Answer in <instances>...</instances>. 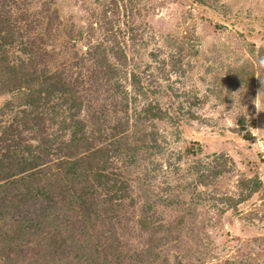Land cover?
I'll list each match as a JSON object with an SVG mask.
<instances>
[{"label":"rangeland","instance_id":"obj_1","mask_svg":"<svg viewBox=\"0 0 264 264\" xmlns=\"http://www.w3.org/2000/svg\"><path fill=\"white\" fill-rule=\"evenodd\" d=\"M203 1L16 0L19 4L11 10V4L0 10L30 30L36 46L44 43L48 53L43 65L64 71L65 80L86 81L85 58L99 46L122 52L108 57L117 67L119 86L101 80L92 89L99 103H116L119 117L126 118L125 133L109 130L107 136L117 146L126 138L127 147L111 152L109 160L108 171L117 173L119 182L99 179L95 184L132 185L133 193L120 201L128 208L134 205L120 213L130 228H119L115 242L136 259L137 251L148 248L160 256L154 263L146 256L144 263L128 259L127 264H264V111L253 104L260 89L264 104V0ZM135 28L143 33L144 47L131 41ZM10 56L28 59L18 44ZM176 60L182 63V75L171 71ZM162 61L170 79L162 85L165 96H155L144 74L157 76ZM237 68L247 79L236 77ZM116 85L127 96L120 103L114 101ZM175 89L196 99L185 93L177 97ZM233 99V112L227 113ZM10 101L11 95L0 96V139L31 110L25 103L7 110ZM149 102L168 117L139 122ZM236 111L244 115L234 120ZM195 149V155L187 152ZM46 166L47 173L39 174L41 187L60 184L53 163ZM12 172L0 185L11 187L19 177ZM170 200L182 204L169 207ZM158 217L160 224L183 226L171 235L167 229L154 235L151 222L159 226Z\"/></svg>","mask_w":264,"mask_h":264},{"label":"trees","instance_id":"obj_2","mask_svg":"<svg viewBox=\"0 0 264 264\" xmlns=\"http://www.w3.org/2000/svg\"><path fill=\"white\" fill-rule=\"evenodd\" d=\"M15 1L0 0V10L10 4L11 10L14 3L19 4ZM199 2L204 4L203 0ZM132 4H129L130 12ZM29 33L30 30L20 28L13 21L12 15L0 14V96H12V101L5 105L7 110H14L9 105L23 103L31 109L25 117L13 122L0 139V181L10 176L12 170L19 174L11 187L0 185V264H127L128 259L130 262L138 259L141 263L144 257L152 256L150 248L143 249L142 253L137 251L136 259L134 254L122 253V247L115 242L119 228H130V221L123 224L120 213L134 205L129 208L126 205V209L120 201L133 193L132 185L120 182L116 187L110 183L105 188H97L95 184L99 179L119 182L118 174L108 171L109 160L111 152L127 147L126 138L117 146L107 136L111 134L109 130L113 135L120 131L125 133L126 118L119 117L114 109L116 103L110 105L107 100L99 103L92 89L101 80L107 85L119 86L117 67L108 57L122 52L99 46L85 58L87 80L78 77L65 80L64 71L52 72L50 66L43 65L48 50L44 43L36 46V38H29ZM131 34L132 42L137 41L141 47L146 45L143 33L137 28ZM17 44L22 52L28 53L27 60L14 61L10 56L12 47ZM152 56L154 60L157 58L156 54ZM180 60L173 63L171 71L180 70L182 75ZM164 67L162 61L157 76L144 74L146 82L153 86L149 91L155 96H165L162 85L170 78ZM234 74L241 77L240 81L247 79L240 68L235 69ZM117 85L113 96L114 101L120 103L121 98L127 96ZM179 92L175 89L174 94L181 98L185 92L181 95ZM186 95L196 99L188 92ZM164 117H168L167 111L149 102L140 111L139 122ZM29 132L32 135L27 134ZM145 134L143 144L147 141ZM198 151L187 152L195 155ZM49 163H53V176L62 182L45 188L41 187L39 174L47 173ZM105 171L107 178H102ZM179 204H182L180 200L177 203L170 200L166 205L179 207ZM151 225L152 234L167 229V234L171 235L183 223H178L177 227L163 223L156 227V222ZM152 259L154 263L160 256L153 253Z\"/></svg>","mask_w":264,"mask_h":264},{"label":"clouds","instance_id":"obj_3","mask_svg":"<svg viewBox=\"0 0 264 264\" xmlns=\"http://www.w3.org/2000/svg\"><path fill=\"white\" fill-rule=\"evenodd\" d=\"M260 64L261 65H264V58H262L260 60ZM234 103H233V107L231 109V111H228L227 113H231L233 112V109L235 107V104H236V101L233 99ZM240 103V101H239ZM253 104L255 105V108L258 110V111H264V104L261 103V89L260 91L258 92V94L256 95L255 99L253 100ZM241 105V104H240ZM242 107V106H241ZM239 115H244L243 113L239 112V111H236L234 116L232 117V119L236 120L237 116Z\"/></svg>","mask_w":264,"mask_h":264}]
</instances>
